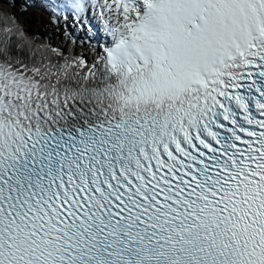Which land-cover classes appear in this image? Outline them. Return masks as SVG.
<instances>
[{"label":"snow or ice","instance_id":"obj_1","mask_svg":"<svg viewBox=\"0 0 264 264\" xmlns=\"http://www.w3.org/2000/svg\"><path fill=\"white\" fill-rule=\"evenodd\" d=\"M16 2L0 264H264V0H40L71 52Z\"/></svg>","mask_w":264,"mask_h":264},{"label":"rangeland","instance_id":"obj_2","mask_svg":"<svg viewBox=\"0 0 264 264\" xmlns=\"http://www.w3.org/2000/svg\"><path fill=\"white\" fill-rule=\"evenodd\" d=\"M24 3H27L29 8L23 19L28 21L30 25L36 29L41 28L45 31H50L55 35L57 40L62 39L63 44L66 45L68 50H70V46L72 44L71 36L77 34L75 30L70 29L68 30L70 34H66L63 21H61V26L59 30H57L55 23L51 20L48 13L40 7V0H17L15 4V10H17V14L20 12ZM32 4L34 6H31Z\"/></svg>","mask_w":264,"mask_h":264},{"label":"bare ground","instance_id":"obj_3","mask_svg":"<svg viewBox=\"0 0 264 264\" xmlns=\"http://www.w3.org/2000/svg\"><path fill=\"white\" fill-rule=\"evenodd\" d=\"M31 6H34V5L32 4ZM6 9L9 10V8H6ZM15 11L17 12V10H15ZM25 22H26V27L32 29L34 33L40 34L41 37H44L46 39H50L51 42L54 43V44H63L62 39L57 40L56 37H55V35L53 33H51L50 31H45V30H43L41 28L40 29H36L33 26H31L28 21H25ZM72 46H73V44H72ZM85 50L86 49H84V48H76L75 49V51H77V52H83Z\"/></svg>","mask_w":264,"mask_h":264}]
</instances>
